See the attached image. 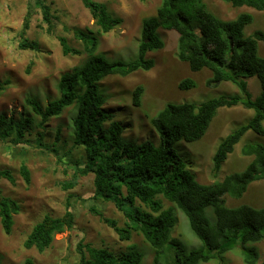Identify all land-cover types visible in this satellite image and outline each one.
Returning <instances> with one entry per match:
<instances>
[{
	"label": "trees",
	"instance_id": "1",
	"mask_svg": "<svg viewBox=\"0 0 264 264\" xmlns=\"http://www.w3.org/2000/svg\"><path fill=\"white\" fill-rule=\"evenodd\" d=\"M41 10V20L46 24L45 32L53 33L50 6L45 0H35ZM144 1V0H139ZM233 7L248 6L264 10V0H222ZM89 10L98 33H108L121 23L107 6L97 0H82ZM33 9L29 6L20 31V50L39 51L38 44L25 37ZM253 17L241 13L233 19H221L209 11L203 0H160L155 15L143 20L138 57L129 62L108 60L97 54L98 39L91 29H75L78 40L87 59L80 66L63 73L57 83L59 95L44 105L40 98L28 96L25 105L28 110L19 118L0 115V138L11 136L13 145H29L26 136L38 128H44L51 118H57L68 108L73 115L69 126L73 149H82L84 160H70L74 182L65 188H72L77 177L93 175V192L84 196H69L65 212L61 216L45 215L34 224L23 241L25 249L35 248L43 252L49 248L57 233L75 228V213L86 208V203L102 200L112 203L123 215L125 226L119 227L113 219L103 217L96 207L87 209L98 215L101 221L112 228L121 241L131 239L132 233L142 236L153 249L151 264H201L223 260L225 253L233 251L240 255L244 264H256L258 252L255 247L245 246L247 242L264 239V208L249 205L227 207L224 196L240 198L252 182L264 180V145L246 143L241 149L252 161L242 172L226 175L222 181L201 184L174 149L180 140L197 141L206 133L217 110L242 105L254 110V115L236 130L229 133L217 146L213 161L216 176L221 164L227 159L241 137L251 130L264 135V58L258 55V42L264 45V31L250 35L244 32ZM159 29L172 30L178 35L177 58L188 64L191 71L209 69L211 77L205 86L210 88L219 83L235 84L244 97L221 95L198 103H169L151 119L159 135V146L149 142L135 144L123 142L120 135L123 126L106 109V97L99 91V82L109 75L127 76L137 70H150L154 63L145 57L148 51L163 47ZM64 56L80 54L71 47L64 36H58ZM32 62L26 68L29 73ZM255 76L261 92L255 98L247 90L244 78ZM8 81L0 84V91ZM193 80L185 78L178 84L180 90L194 87ZM144 88L137 85L132 90V104L139 106ZM106 123L108 126L106 127ZM57 128L52 145L42 143L43 133L37 131L38 146L61 157L56 143L60 140ZM36 145V146H37ZM35 146V145H34ZM20 175L26 184L30 183V171L25 164L20 166ZM15 184V178L8 169H0V180ZM161 195L173 203L187 218L190 229L202 241L197 248L187 249L183 242L171 236L176 223L172 208H163ZM207 209L212 210L210 218ZM20 206L16 200L0 194V222L4 234L11 233L14 215ZM79 214V213H78ZM71 248V247H70ZM76 264H142L143 252L137 245L130 244L125 250L114 251L108 247L95 248L84 243L82 237L76 245ZM26 264H32L28 259ZM261 264H264L262 262Z\"/></svg>",
	"mask_w": 264,
	"mask_h": 264
},
{
	"label": "rangeland",
	"instance_id": "2",
	"mask_svg": "<svg viewBox=\"0 0 264 264\" xmlns=\"http://www.w3.org/2000/svg\"><path fill=\"white\" fill-rule=\"evenodd\" d=\"M104 3L108 10L122 21L108 33H98L94 20L82 3V0H45L50 6L53 20V33L45 32L46 24L41 20V10L35 0H0V84L9 83L0 91V115L17 119L25 115L28 107L25 99L28 96L40 98L45 105L59 95L57 83L60 76L80 66L87 59L81 43L75 39V29H91L97 36V54L104 55L108 60L133 61L138 57V47L141 39V26L144 19L155 15L160 0H97ZM207 9L221 19H233L241 13H250L253 20L244 32L250 35L255 31H264V10L259 11L248 6L233 7L222 0H203ZM33 9L29 18V28L25 37L38 44L39 51L20 50V31L24 18ZM163 47L148 51L147 59L153 60L150 70H137L127 76H106L99 82V91L106 97V109L123 126L120 140L141 144L149 142L159 146V135L151 124V119L169 103H198L221 95H239L242 91L231 82H221L207 88L205 82L211 77L209 69L204 68L193 72L188 64L177 58L178 35L175 31L159 29ZM64 36L71 47L80 54L64 56L57 40ZM258 55L264 58V45L258 42ZM32 62L30 72H26ZM188 78L194 81L191 89L180 90L178 84ZM247 90L252 98L261 92L258 79L244 78ZM137 85L144 88L139 106L132 104V90ZM73 111L66 109L61 116L51 118L44 126L26 136L29 145H13L12 138H0V169H8L15 178V184L6 179L0 180V194L16 200L20 206L18 214L14 215L11 233H3L0 222V264H76L78 256L76 245L84 237V243L92 247H108L114 251L125 250L130 244L137 245L143 252L142 264H151L153 249L143 241L142 236L132 233L131 239L121 241L115 231L103 223L98 215H94L87 206L96 207L103 216L116 221L117 226L124 227L123 215L112 203L102 200L86 203V208L76 215L75 228L57 233L49 248L38 252L35 248L25 249L23 241L35 223L46 214L51 217L61 216L65 212L66 199L69 196H84L93 192V175L77 177L72 188H65L74 182L70 160H84L82 149H73L71 129L69 126ZM254 115V110L242 105L231 108L222 107L217 110L206 133L197 141L183 140L174 144V149L183 159L197 182L211 184L220 182L231 173L242 172L252 161V156L241 153L246 143L264 145V135H258L248 130L228 154L227 159L214 176L212 157L218 144L232 131L247 123ZM264 126V121H263ZM106 127L108 123L105 124ZM3 126L0 132H4ZM57 128H60V140L56 143L61 157L38 146L37 131L43 133L42 143L52 145L55 141ZM35 145V146H34ZM37 145V146H36ZM25 164L30 171V183L26 184L20 175V166ZM162 199L161 195L157 196ZM227 207L249 205L264 208V180L248 185L246 192L240 198L224 196ZM163 208H172L176 223L171 236L183 242L187 249L197 248L202 241L195 236L189 226L186 216L168 200L162 199ZM79 213V214H78ZM210 218L212 210L207 209ZM247 247H255L259 260L264 262V239L258 242H247ZM71 247V248H70ZM233 251L224 254L226 264H244L240 255ZM201 264H219L212 260Z\"/></svg>",
	"mask_w": 264,
	"mask_h": 264
},
{
	"label": "clouds",
	"instance_id": "3",
	"mask_svg": "<svg viewBox=\"0 0 264 264\" xmlns=\"http://www.w3.org/2000/svg\"><path fill=\"white\" fill-rule=\"evenodd\" d=\"M259 181H260V180H259ZM3 233H4V232H3ZM258 260H259V258H258ZM257 262H258V261H257ZM257 262H256V263H257ZM260 264H261V263H260Z\"/></svg>",
	"mask_w": 264,
	"mask_h": 264
}]
</instances>
